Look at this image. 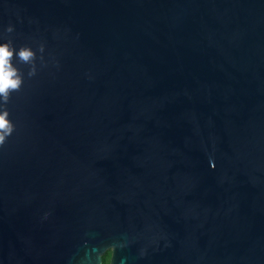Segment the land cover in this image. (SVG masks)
Listing matches in <instances>:
<instances>
[{
	"label": "water",
	"instance_id": "1",
	"mask_svg": "<svg viewBox=\"0 0 264 264\" xmlns=\"http://www.w3.org/2000/svg\"><path fill=\"white\" fill-rule=\"evenodd\" d=\"M0 40V264H264V0H0Z\"/></svg>",
	"mask_w": 264,
	"mask_h": 264
},
{
	"label": "clouds",
	"instance_id": "2",
	"mask_svg": "<svg viewBox=\"0 0 264 264\" xmlns=\"http://www.w3.org/2000/svg\"><path fill=\"white\" fill-rule=\"evenodd\" d=\"M13 31L14 26L12 25L6 28L7 33ZM44 52L45 46L41 44L39 47L41 60H43L42 54ZM37 58V50L30 45L17 47L10 40H0V146H3L16 131V125L11 119L8 104L12 95L21 90L25 81L26 74L19 65L28 66L27 76L34 77L38 71ZM121 264H123V260Z\"/></svg>",
	"mask_w": 264,
	"mask_h": 264
},
{
	"label": "trees",
	"instance_id": "3",
	"mask_svg": "<svg viewBox=\"0 0 264 264\" xmlns=\"http://www.w3.org/2000/svg\"><path fill=\"white\" fill-rule=\"evenodd\" d=\"M110 257H111V254H106L104 257H103V264H110Z\"/></svg>",
	"mask_w": 264,
	"mask_h": 264
},
{
	"label": "flooded vegetation",
	"instance_id": "4",
	"mask_svg": "<svg viewBox=\"0 0 264 264\" xmlns=\"http://www.w3.org/2000/svg\"><path fill=\"white\" fill-rule=\"evenodd\" d=\"M111 254V256H112V251H108L106 254ZM110 262H111V257H110Z\"/></svg>",
	"mask_w": 264,
	"mask_h": 264
}]
</instances>
